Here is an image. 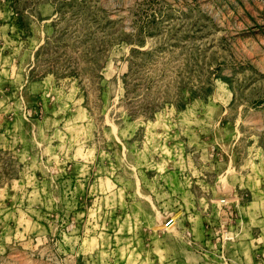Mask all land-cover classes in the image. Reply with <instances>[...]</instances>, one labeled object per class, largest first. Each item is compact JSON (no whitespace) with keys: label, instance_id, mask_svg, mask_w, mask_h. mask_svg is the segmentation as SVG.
<instances>
[{"label":"rangeland","instance_id":"1","mask_svg":"<svg viewBox=\"0 0 264 264\" xmlns=\"http://www.w3.org/2000/svg\"><path fill=\"white\" fill-rule=\"evenodd\" d=\"M260 220L264 0H0V264H221Z\"/></svg>","mask_w":264,"mask_h":264},{"label":"crops","instance_id":"2","mask_svg":"<svg viewBox=\"0 0 264 264\" xmlns=\"http://www.w3.org/2000/svg\"><path fill=\"white\" fill-rule=\"evenodd\" d=\"M261 223L264 222L260 220L259 226H261ZM253 240L256 242H253ZM222 247V249L214 252L220 258L221 264H264V230H262V227L255 234L250 233L249 236L239 238L238 242H231L228 244L227 250L224 244ZM245 249H248L250 258H248ZM211 253L213 252L209 254ZM186 264H200V262L193 260L191 263Z\"/></svg>","mask_w":264,"mask_h":264},{"label":"built area","instance_id":"3","mask_svg":"<svg viewBox=\"0 0 264 264\" xmlns=\"http://www.w3.org/2000/svg\"><path fill=\"white\" fill-rule=\"evenodd\" d=\"M221 202L226 203V199L222 198ZM174 223H175V220L173 217L167 218L165 220V226L166 227H171L172 225H174Z\"/></svg>","mask_w":264,"mask_h":264},{"label":"bare ground","instance_id":"4","mask_svg":"<svg viewBox=\"0 0 264 264\" xmlns=\"http://www.w3.org/2000/svg\"><path fill=\"white\" fill-rule=\"evenodd\" d=\"M164 226H165V223H164ZM172 226H173V225H172ZM172 226H171V227H172ZM165 227H166V226H165ZM167 228H169V227H167Z\"/></svg>","mask_w":264,"mask_h":264}]
</instances>
